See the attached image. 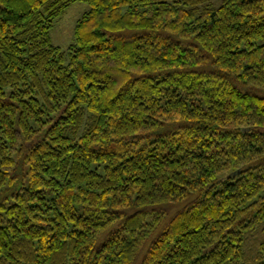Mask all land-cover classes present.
<instances>
[{
    "label": "trees",
    "instance_id": "1",
    "mask_svg": "<svg viewBox=\"0 0 264 264\" xmlns=\"http://www.w3.org/2000/svg\"><path fill=\"white\" fill-rule=\"evenodd\" d=\"M0 264H264V0H0Z\"/></svg>",
    "mask_w": 264,
    "mask_h": 264
},
{
    "label": "rangeland",
    "instance_id": "2",
    "mask_svg": "<svg viewBox=\"0 0 264 264\" xmlns=\"http://www.w3.org/2000/svg\"><path fill=\"white\" fill-rule=\"evenodd\" d=\"M213 4L217 5L221 0H212ZM89 9L86 2L77 1L71 3L63 11V13L54 21L50 29L51 43L59 46L62 49L73 42L74 40V27L76 21ZM68 58H66V62Z\"/></svg>",
    "mask_w": 264,
    "mask_h": 264
}]
</instances>
